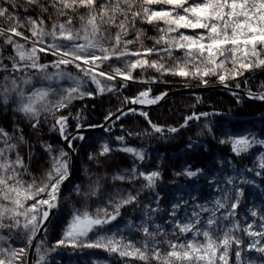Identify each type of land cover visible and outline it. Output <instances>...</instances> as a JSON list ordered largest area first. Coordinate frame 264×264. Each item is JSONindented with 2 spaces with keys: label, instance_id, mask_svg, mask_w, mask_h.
<instances>
[{
  "label": "snow or ice",
  "instance_id": "snow-or-ice-1",
  "mask_svg": "<svg viewBox=\"0 0 264 264\" xmlns=\"http://www.w3.org/2000/svg\"><path fill=\"white\" fill-rule=\"evenodd\" d=\"M166 77H214L237 103L264 104V0H0V264H68L65 251L75 264H264V113L236 130L196 96L181 123L154 121L144 106L166 102ZM103 95L117 103L99 123L76 109ZM132 113L147 127H126ZM193 125L185 155L208 150L201 137L231 155L185 161L165 192L162 168L129 141ZM116 153L129 165L109 170Z\"/></svg>",
  "mask_w": 264,
  "mask_h": 264
},
{
  "label": "trees",
  "instance_id": "trees-1",
  "mask_svg": "<svg viewBox=\"0 0 264 264\" xmlns=\"http://www.w3.org/2000/svg\"><path fill=\"white\" fill-rule=\"evenodd\" d=\"M148 34L153 35L154 32L152 29H148ZM151 42L150 40H148ZM146 42V41H145ZM168 80L171 81L170 85L167 87L168 89H175V87H182L185 84V81H183L181 78H174V77H166ZM257 79H264V77H258ZM211 83H217L215 78H211L209 80ZM199 83L198 81H192L191 85H197ZM250 83H255V81H251ZM133 88L135 85H130ZM185 87V86H184ZM255 90V89H254ZM200 96L203 98L201 104H197V110L199 111H209L213 107L221 111H226L228 114L235 113L238 115H246V116H259V114L264 113V105H261L256 102H247V103H237L235 98L232 94L228 95L223 92H208V93H197L194 96H177L174 99L167 100L163 105L154 107L149 113L154 121H159L160 123H166V124H178L182 122V117L186 115L190 108L189 106L195 103V97ZM116 98L109 95H103L98 96L96 99H88L87 102H79L77 103L79 106H77L76 109L81 108L83 105H87L88 109V118L92 122L99 123L103 115L106 113L107 110L110 108H114L116 106ZM94 105V108H93ZM75 111V110H74ZM213 119H219V117H215ZM253 122L258 121L256 117H253L252 119H246L245 121L242 120L243 123L245 122ZM125 126H131L134 129H139L142 127H147V125L144 122V119L138 117V116H128L124 121H122ZM234 124H241L242 122H234ZM259 122V121H258ZM194 127V128H193ZM192 128L195 130L196 127L193 125L192 127L185 129L181 131L183 136L184 134H188V132L192 131ZM26 133L30 132L31 130L28 128H25ZM115 134H120L119 129L117 128V131ZM44 137L46 136L48 139L53 138L55 142H59L58 139L55 136V133H49L47 130L43 132ZM179 136V135H178ZM180 136V137H181ZM177 136L170 137L169 139H161L158 136L157 137H151V138H133L132 141L138 142L140 144L148 145L151 148L154 149H161V150H176L180 146L179 139L177 141L175 140ZM198 163L201 161L203 164H205L204 161L208 159L209 156L207 155H198L196 156ZM207 158V159H204ZM116 159V158H115ZM120 160L119 158L117 159ZM200 162V163H201ZM199 163V164H200ZM197 165V162H195ZM201 164V165H203ZM80 166V164H79ZM78 173V171L76 172ZM168 176V175H167ZM131 214V209H129L128 213L126 215ZM54 223V222H53Z\"/></svg>",
  "mask_w": 264,
  "mask_h": 264
},
{
  "label": "rangeland",
  "instance_id": "rangeland-1",
  "mask_svg": "<svg viewBox=\"0 0 264 264\" xmlns=\"http://www.w3.org/2000/svg\"><path fill=\"white\" fill-rule=\"evenodd\" d=\"M146 43L147 44H151V42H149V41H146ZM137 71H139V70H137ZM210 83L211 82H209V84ZM197 84H199V83H197ZM169 85L170 84L160 85V90H164V88H167ZM182 87H184V86H182ZM175 88H179V87H175ZM137 90H138L137 86H135L133 88V90H132V87L129 86V88L127 89V93H135ZM169 90H174V89H169ZM228 95H230V94H228ZM177 96H181V95H176L175 97H177ZM186 96H188V95H186ZM175 97H171L169 99H174ZM96 98H98V96L95 97V98H85L84 101H77V102H75L76 103V108H77V106H79L77 103H79V102L85 103V101L87 102L88 99H96ZM169 99H167V100H169ZM256 103L264 105V104H262L260 102H256ZM163 104H160L159 106H161ZM154 107H158V106L155 105ZM154 107H152L150 109H148V108H146V109L150 112L152 109H154ZM213 108H215V107H213ZM211 110H209V111H211ZM220 111H221V109H220ZM231 114H233L234 116L238 117V118H234V119H229L228 118L231 122L232 121H234V122L235 121L242 122V120L245 121L246 119L247 120L248 119H252V118H249V117H247L246 115H243V114L242 115H238V114H235V113H231ZM132 115L142 118L141 116L136 115V114H132ZM132 115H129V116H132ZM124 120H122V121H124ZM232 124L235 126L236 130H242L244 127H252L253 124H256L258 126L259 122L258 121H253V122H248L247 121L245 123L242 122L241 124H234L232 122ZM193 128H192L191 132H188V134H184L183 136H181L182 135L181 134L182 132H181L180 135L176 137V139H175L176 141H177V139L180 138L179 139L180 146L176 150L169 151V150L154 149V148L149 147L148 145H145V146L143 145L151 153L152 158H153V160H155L157 166L162 168L163 177H164L163 186H164L165 192L170 191L171 187L174 186L172 184L173 180L174 179H178V178H175L173 176V171L174 170H178L179 165H181L185 161L191 162L195 166L196 165L195 162H197V165L203 164L201 161H200L201 163L199 162L200 164L198 163V160H197V157H196L198 155L200 156V155L204 154V155L209 156L208 159L204 158V159H207L206 161H204L205 163H208L213 155L219 157L222 151L225 152V153H228L229 155H231L228 145H220V144L217 143V141L210 140V138H208V137H201V139L208 141V150L206 152L201 151L200 149H197L195 152L190 153L188 155H185L184 145L187 142L188 138L192 137L194 140L197 139L196 132L198 131V129L196 128L194 130ZM45 130H47V126L46 125H45V127L43 129V132H45ZM45 138H47V137L45 136ZM49 139H53V138H49ZM129 142L133 143L135 145H140V143L132 141V140L129 141ZM88 150H91V147L85 149V151H88ZM158 157H160L162 159H157ZM118 158L120 159L119 161L117 160ZM113 160L115 161V163L108 165L109 170H112L113 168H116V167H127L129 165L130 160H131V157L128 154H125V153H116L114 155V157H113ZM245 163L247 164L248 161L245 160ZM79 164H80V166H79ZM84 164H88L90 169L93 167V165H91V163L87 161L86 156L82 155L80 157H77L78 173H76L75 175L77 176L79 181H82L83 183L86 184L88 182V177L85 176V173L83 171V165ZM249 166H251V165H249ZM72 200L75 201V197L74 196L72 197ZM77 206H79V205H77ZM63 219H64V214L63 213L58 214L57 217L53 218V222L54 223H52V225L49 226V231H48V239H49V241L55 240L59 236L60 231H61V227H62ZM90 251H96L103 258L114 259V257H109L108 254L106 252H104L103 250H89V249H85L84 253L80 254L81 258L86 259V253H88ZM63 255H64L65 258H67L69 255H71L73 257V260L71 262H68V264H75L77 253H71L70 251H65L63 253Z\"/></svg>",
  "mask_w": 264,
  "mask_h": 264
},
{
  "label": "water",
  "instance_id": "water-1",
  "mask_svg": "<svg viewBox=\"0 0 264 264\" xmlns=\"http://www.w3.org/2000/svg\"><path fill=\"white\" fill-rule=\"evenodd\" d=\"M237 91H240V90H237ZM208 93V92H223V93H226V94H232V92L230 90H227L225 89L224 87L220 86L218 83H210L208 86H203V85H200V84H197V85H191V87H179V88H175L174 90H169L168 92V96L166 98L169 99L171 97H175L176 95H181V96H194L196 95L197 93ZM165 102H161L160 104H163ZM155 105H152V106H144L145 108H152L154 107ZM221 113H224L226 114L227 118L229 119H234V118H238L236 116H234L233 114H228L224 111H220ZM132 114H136V115H139L137 113H132ZM132 114H129V115H132ZM249 118H253V117H258V116H247ZM143 118V117H142ZM124 120V119H122ZM76 163H77V158H76Z\"/></svg>",
  "mask_w": 264,
  "mask_h": 264
},
{
  "label": "bare ground",
  "instance_id": "bare-ground-1",
  "mask_svg": "<svg viewBox=\"0 0 264 264\" xmlns=\"http://www.w3.org/2000/svg\"><path fill=\"white\" fill-rule=\"evenodd\" d=\"M236 122H238V121H236Z\"/></svg>",
  "mask_w": 264,
  "mask_h": 264
}]
</instances>
